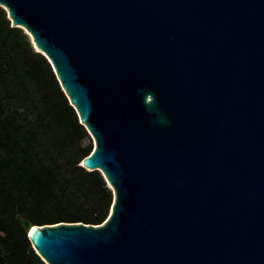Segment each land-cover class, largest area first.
I'll use <instances>...</instances> for the list:
<instances>
[{
	"label": "water",
	"instance_id": "water-1",
	"mask_svg": "<svg viewBox=\"0 0 264 264\" xmlns=\"http://www.w3.org/2000/svg\"><path fill=\"white\" fill-rule=\"evenodd\" d=\"M89 134L99 226H33L45 264H264V0H0Z\"/></svg>",
	"mask_w": 264,
	"mask_h": 264
},
{
	"label": "trees",
	"instance_id": "trees-1",
	"mask_svg": "<svg viewBox=\"0 0 264 264\" xmlns=\"http://www.w3.org/2000/svg\"><path fill=\"white\" fill-rule=\"evenodd\" d=\"M93 149L46 58L0 7V264H45L21 217L33 226H99L113 195L80 164Z\"/></svg>",
	"mask_w": 264,
	"mask_h": 264
}]
</instances>
